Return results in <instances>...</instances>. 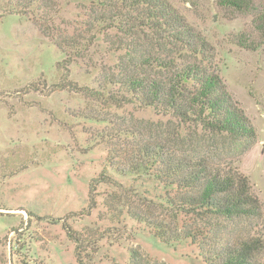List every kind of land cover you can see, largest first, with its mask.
Instances as JSON below:
<instances>
[{"label":"rangeland","instance_id":"rangeland-1","mask_svg":"<svg viewBox=\"0 0 264 264\" xmlns=\"http://www.w3.org/2000/svg\"><path fill=\"white\" fill-rule=\"evenodd\" d=\"M47 1L50 16L42 17L28 0H0V264H78L64 224L87 247L83 264H205L195 245L162 243L128 214L171 230L186 223L168 211L173 189L144 173L119 171L137 144L155 141L248 179L260 205L256 216L194 226L215 231L224 244L253 239L254 264H264V0L243 11L220 0H166L211 46V67L253 129L252 141L58 87L63 74L97 90L103 77L148 73L131 60L143 49L131 51L135 43L151 52L160 47L148 34L108 29L116 10L94 0ZM102 174L109 183L97 187L90 211V183Z\"/></svg>","mask_w":264,"mask_h":264},{"label":"trees","instance_id":"trees-1","mask_svg":"<svg viewBox=\"0 0 264 264\" xmlns=\"http://www.w3.org/2000/svg\"><path fill=\"white\" fill-rule=\"evenodd\" d=\"M115 9L114 20L107 17L108 29L124 35H149L160 49L149 51L135 43L133 53L143 55L131 60L150 68L147 73H128L103 77L98 89L79 88L62 75L61 88L79 91L109 106L126 105L137 109L153 108L170 116L181 126L199 128L212 135L226 136L233 141H252L255 134L243 111L232 100L227 89L211 67L212 48L190 27L166 0H94ZM252 0H220V4L238 11L246 10ZM26 7L36 5L42 17L50 16L47 0H28ZM50 8V9H49ZM63 71L66 69L63 67ZM131 159L122 166L123 176L145 174L175 191L167 200L168 211L175 219L183 218V226L171 230L129 211L135 221L144 224L162 243L186 242L200 249L205 264H254L257 245L248 239L237 245L219 242L218 233L194 226L209 218L228 221L248 219L259 212V202L252 194L248 179L237 169L215 166L200 156L179 155L171 144L159 141L139 143ZM128 159V153H124ZM109 178L100 175L90 183L89 206L95 207V193ZM110 207V206H107ZM67 237L76 245L78 264H83L86 246L79 235L64 224ZM93 243H91L92 245ZM208 244V245H207Z\"/></svg>","mask_w":264,"mask_h":264}]
</instances>
